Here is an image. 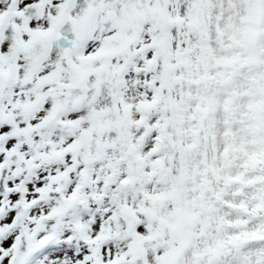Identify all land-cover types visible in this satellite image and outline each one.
<instances>
[{
	"label": "snow or ice",
	"instance_id": "6c2138e0",
	"mask_svg": "<svg viewBox=\"0 0 264 264\" xmlns=\"http://www.w3.org/2000/svg\"><path fill=\"white\" fill-rule=\"evenodd\" d=\"M0 264H264V0H0Z\"/></svg>",
	"mask_w": 264,
	"mask_h": 264
}]
</instances>
